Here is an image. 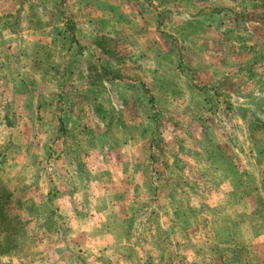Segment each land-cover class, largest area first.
Instances as JSON below:
<instances>
[{"label": "rangeland", "instance_id": "1", "mask_svg": "<svg viewBox=\"0 0 264 264\" xmlns=\"http://www.w3.org/2000/svg\"><path fill=\"white\" fill-rule=\"evenodd\" d=\"M0 264H264V0H0Z\"/></svg>", "mask_w": 264, "mask_h": 264}]
</instances>
